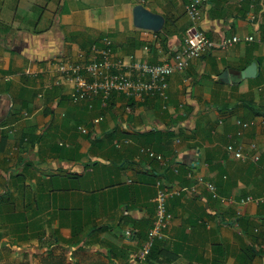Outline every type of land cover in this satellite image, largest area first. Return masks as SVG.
<instances>
[{"label": "crops", "instance_id": "1", "mask_svg": "<svg viewBox=\"0 0 264 264\" xmlns=\"http://www.w3.org/2000/svg\"><path fill=\"white\" fill-rule=\"evenodd\" d=\"M190 1L0 0L1 242H47L34 255L64 251L66 264H126L151 225L158 178L189 185L187 165L196 160L195 172L223 196L264 192V0L204 7L199 27L215 45L168 77L167 108L158 95L114 93L93 107L71 101L75 81L62 74L61 59H83L107 36L115 61H171L191 24ZM141 2L165 16L160 33L135 26ZM233 35L242 40L220 46ZM237 119L254 122L243 140L258 143V164L226 151L241 139ZM125 137L129 144L114 146ZM168 208L173 221L155 264H264V203L227 206L201 186Z\"/></svg>", "mask_w": 264, "mask_h": 264}, {"label": "built area", "instance_id": "2", "mask_svg": "<svg viewBox=\"0 0 264 264\" xmlns=\"http://www.w3.org/2000/svg\"><path fill=\"white\" fill-rule=\"evenodd\" d=\"M210 1L191 0L187 4L186 13L191 24L186 29L181 46L175 51L171 61L150 63L136 60L128 63V65L123 61H115L113 58V41L107 36L103 37L100 43H94L91 46L90 54L87 57L85 56L80 60L61 59L60 70L62 74L75 81V87L70 95L71 101L74 103L89 101L90 107H93L95 98H99L102 104L106 105L114 93L124 94L129 98L158 95L163 100V107L167 108L169 106L168 77L175 71L185 69L192 59L201 57L215 45L199 27L203 17V9ZM240 40H242L240 36L233 35L223 39L220 46L228 47ZM246 40L262 42V39L253 35L246 37ZM25 115L28 116V113ZM103 118V115H100L95 117L93 122L100 123ZM236 124L239 127L237 134L241 136V139L229 142L226 145V151L234 159L260 163L262 152L258 143L254 140L249 142L243 140L245 132L254 122L237 119ZM79 130L84 134L89 133V129L84 125H81ZM27 139L25 138V140ZM130 141V138L127 137L115 139L114 146L122 148ZM177 142H181V139H177ZM140 152L157 160L162 165L169 162L168 157L149 146H142ZM174 163V171L179 173L180 162L174 161ZM199 164L200 162L193 160L187 165V176L192 179V183L189 185L172 184L161 178L156 180L155 211L152 222L137 251L130 255L129 264H153L151 253L154 246L158 241L168 237L171 229L173 214L168 208V203L173 197L183 193H196L202 186L209 191L213 198L227 206H240L249 202L264 203V192L261 195L223 196L216 183L195 172V168Z\"/></svg>", "mask_w": 264, "mask_h": 264}, {"label": "rangeland", "instance_id": "3", "mask_svg": "<svg viewBox=\"0 0 264 264\" xmlns=\"http://www.w3.org/2000/svg\"><path fill=\"white\" fill-rule=\"evenodd\" d=\"M46 245L47 242H42L41 244L35 245L34 243L19 244L17 241L6 244L0 241V264H44L47 259H41L38 256L36 257V255L34 254L35 252H37V254H40L41 250H39V248H43ZM23 247H25L24 250L22 249ZM48 253H50V250H47V254ZM47 256L49 255H46L44 257ZM55 256L58 259H64L66 263L64 251H58ZM126 264L129 263L126 262ZM153 264H155L154 260Z\"/></svg>", "mask_w": 264, "mask_h": 264}, {"label": "water", "instance_id": "4", "mask_svg": "<svg viewBox=\"0 0 264 264\" xmlns=\"http://www.w3.org/2000/svg\"><path fill=\"white\" fill-rule=\"evenodd\" d=\"M133 12L134 24L138 28L154 32H160L163 30L166 18L161 13L150 10L142 2L134 6Z\"/></svg>", "mask_w": 264, "mask_h": 264}, {"label": "trees", "instance_id": "5", "mask_svg": "<svg viewBox=\"0 0 264 264\" xmlns=\"http://www.w3.org/2000/svg\"><path fill=\"white\" fill-rule=\"evenodd\" d=\"M160 32H161V31H160ZM160 32H157V33H160ZM70 38H71V40H76V35H71ZM89 54H90V53H89ZM169 133H170V132H169ZM169 133H168V134H169ZM5 139H6V137L3 136V141H5ZM238 218H239V217H238ZM238 218H237V219H238ZM155 248H156V245L154 246V248H153V250H152L151 258H152L153 256H156L155 253H154ZM47 255H49V256H47V257H43L44 259H47L46 262H45L44 264H66L65 261H64V259H58V258H55V257H50V253H48ZM43 258H42V259H43Z\"/></svg>", "mask_w": 264, "mask_h": 264}]
</instances>
